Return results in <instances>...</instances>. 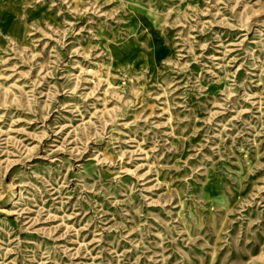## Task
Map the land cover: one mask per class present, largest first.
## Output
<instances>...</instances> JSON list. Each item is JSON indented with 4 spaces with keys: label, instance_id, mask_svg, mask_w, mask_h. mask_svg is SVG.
I'll return each instance as SVG.
<instances>
[{
    "label": "rangeland",
    "instance_id": "1",
    "mask_svg": "<svg viewBox=\"0 0 264 264\" xmlns=\"http://www.w3.org/2000/svg\"><path fill=\"white\" fill-rule=\"evenodd\" d=\"M0 264H264V0H0Z\"/></svg>",
    "mask_w": 264,
    "mask_h": 264
}]
</instances>
